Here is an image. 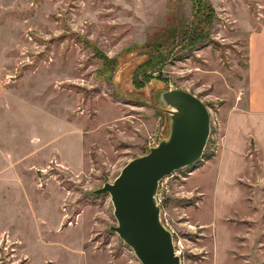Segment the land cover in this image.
Instances as JSON below:
<instances>
[{"label": "rangeland", "instance_id": "rangeland-1", "mask_svg": "<svg viewBox=\"0 0 264 264\" xmlns=\"http://www.w3.org/2000/svg\"><path fill=\"white\" fill-rule=\"evenodd\" d=\"M263 30L264 0H0V264H141L92 192L166 136L173 89L211 115L201 161L157 195L182 264H264V149L224 142Z\"/></svg>", "mask_w": 264, "mask_h": 264}, {"label": "water", "instance_id": "water-1", "mask_svg": "<svg viewBox=\"0 0 264 264\" xmlns=\"http://www.w3.org/2000/svg\"><path fill=\"white\" fill-rule=\"evenodd\" d=\"M155 101L156 110L168 116L166 136L146 155L128 162L112 183L92 193L110 196L117 221L111 230L141 264H182L156 197L164 179L201 161L211 115L202 100L182 89L160 91Z\"/></svg>", "mask_w": 264, "mask_h": 264}, {"label": "crops", "instance_id": "crops-1", "mask_svg": "<svg viewBox=\"0 0 264 264\" xmlns=\"http://www.w3.org/2000/svg\"><path fill=\"white\" fill-rule=\"evenodd\" d=\"M248 49V104L244 113H241L240 119H229L227 135L224 142L240 144L255 143L256 149L261 151L264 149V30L258 33H253L249 36L247 42ZM243 112V111H242ZM241 146V145H240ZM236 145L230 148L227 152L221 154L223 161L218 164L217 170H221V174H235L238 170L236 160L242 159L243 150ZM227 153V156L225 154ZM226 158V161H224ZM239 163V162H238ZM253 173L256 172V165H252ZM18 188H20L18 186ZM25 185L23 186V189ZM35 187L31 188L28 199L33 196L37 197ZM48 190H46L47 192ZM33 193H36L32 195ZM45 199L46 197L43 196ZM54 199V198H53ZM52 199V200H53ZM50 201V200H49ZM48 201V202H49ZM35 215L34 209L31 210ZM41 218V217H40ZM42 220H44L42 218ZM45 243V242H44Z\"/></svg>", "mask_w": 264, "mask_h": 264}, {"label": "built area", "instance_id": "built-area-1", "mask_svg": "<svg viewBox=\"0 0 264 264\" xmlns=\"http://www.w3.org/2000/svg\"><path fill=\"white\" fill-rule=\"evenodd\" d=\"M160 184H161V183H160ZM159 187H160V186H159ZM157 195H158V194H157ZM156 199H157L158 205H160V204H159V200H158V198H157V197H156ZM165 226H166V225H165ZM176 252H177V251H176ZM177 254H178V253H177Z\"/></svg>", "mask_w": 264, "mask_h": 264}]
</instances>
